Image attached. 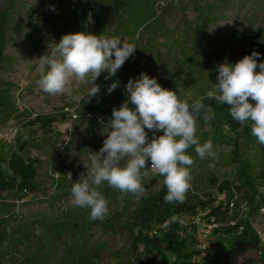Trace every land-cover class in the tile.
<instances>
[{"label": "rangeland", "instance_id": "obj_1", "mask_svg": "<svg viewBox=\"0 0 264 264\" xmlns=\"http://www.w3.org/2000/svg\"><path fill=\"white\" fill-rule=\"evenodd\" d=\"M74 1L19 0L6 25L7 63L0 68V95L5 101L0 108V158L9 157L12 150L21 152L35 163L36 177L32 191L0 192V264H154L131 249V229L140 200L157 193L164 185L163 177L146 169L148 175L142 177L145 192L138 199L104 182L98 189L109 207L103 221L91 220L90 209L75 206L72 183L86 174L84 164L90 165V156L102 147L110 118L81 112L80 103L91 85L75 77L63 94L43 92L36 84L39 58L50 55L55 43L69 33L86 32L133 43L135 55L116 76L106 80L108 73L104 72L97 78L100 91L107 92L118 80L119 87L111 95L122 97L123 103L128 80L143 72L163 88L176 91L189 105L203 98L215 113L214 119L204 123L202 110L196 135L201 144L211 140L216 156L201 159L195 146L187 150L194 160L186 194L189 202L209 197L223 200L218 185L224 181L238 184L242 170L258 195L264 196L260 177L264 154L251 134V124L249 130L232 131L225 124L221 104L206 96L217 82L218 65L235 64L248 55L253 40L264 46V0H131L117 17L111 0H99V14H86L80 20ZM9 3L0 0V17ZM232 192V211L216 221L222 231L248 209L247 191ZM250 222L264 236V209L254 212ZM211 240L215 243V238ZM194 257L196 264H202V253L194 250ZM234 262L260 264L262 259L259 253L250 252Z\"/></svg>", "mask_w": 264, "mask_h": 264}, {"label": "clouds", "instance_id": "obj_2", "mask_svg": "<svg viewBox=\"0 0 264 264\" xmlns=\"http://www.w3.org/2000/svg\"><path fill=\"white\" fill-rule=\"evenodd\" d=\"M135 51L133 43L118 37L86 32L65 34L50 55L39 58L36 84L43 92L58 95L67 90L75 77L78 82L91 85L87 93L90 99L100 94L97 78L104 72L108 73L106 80L116 76ZM260 56L253 50L235 64L225 61L218 65L217 82L206 96L230 106L229 115L241 125L251 121V134L264 145V62H258ZM118 87V80L111 83L108 94ZM126 92L127 99L112 110L102 147L99 152H92L90 165L84 164L86 174L82 173L70 189L72 203L90 209L93 221H103L109 213L108 201L98 190L104 182L138 199L145 192L142 177L148 175L146 169H151L163 177L167 189L164 202L182 204L191 188L190 166L194 163L187 150L195 146L201 159L216 156L211 140L201 144L196 135L202 110L204 123L215 117L203 98L189 105L187 100L178 98L176 91L163 88L155 77L143 72L128 80ZM178 220L173 215L166 223Z\"/></svg>", "mask_w": 264, "mask_h": 264}, {"label": "trees", "instance_id": "obj_3", "mask_svg": "<svg viewBox=\"0 0 264 264\" xmlns=\"http://www.w3.org/2000/svg\"><path fill=\"white\" fill-rule=\"evenodd\" d=\"M19 3V0H10L9 7L0 17V68L7 63L5 55V36L6 25L10 20L13 8ZM131 5V0H111L113 15L119 16L121 11ZM75 15L99 14V0H75ZM75 16V17H76ZM255 50L260 53V60L264 62V46L258 41L253 40L248 46V55ZM122 97L117 94H108L100 91L99 96H88L80 103L81 112L89 114L96 112L102 118H111L113 108H119L122 104ZM5 106V101L0 95V108ZM227 104H221L219 107L223 113L225 124L236 131L243 127L250 129L251 121L241 125L232 119L229 115ZM25 145V141L20 142L19 148ZM262 154H264V145H261ZM237 151H234L236 154ZM36 177V165L29 158L24 157L21 152L12 150L9 157L0 158V192L14 191L22 193L34 189V180ZM264 179V173L260 175ZM239 183L224 181L218 185L217 191L224 195L223 200H217L209 197L208 200L198 199L194 204L190 203L187 195L182 204L164 202V196L167 194L166 186L153 195L140 200L139 210L136 222L131 229L132 241L131 249L138 253L142 258L153 262L154 264H196L194 250L197 251L195 241V228L190 225V219L198 212H201L202 218H214L215 221L221 220L232 211L230 207L233 201V189L247 191L246 199L248 209L244 217L240 218L234 225L226 227L223 231L215 229L212 237L214 259L204 260L202 264H235L234 260L246 253L257 252L261 256L264 264V242L260 240L257 232L253 229L250 217L260 209H264V196L258 195L256 187L248 180L245 170L240 171ZM179 217L177 222L167 224L166 221L171 216ZM184 220L187 225L182 226L179 221ZM195 246V249L193 248Z\"/></svg>", "mask_w": 264, "mask_h": 264}, {"label": "built area", "instance_id": "obj_4", "mask_svg": "<svg viewBox=\"0 0 264 264\" xmlns=\"http://www.w3.org/2000/svg\"><path fill=\"white\" fill-rule=\"evenodd\" d=\"M180 224L186 226L187 223L184 220H181ZM190 225H193L195 228V241L197 251L204 255L205 260L214 259V251L212 248V234L215 229H217V224L214 218H202L201 213H197L193 216L190 221ZM258 237L262 242H264V236L260 233H257Z\"/></svg>", "mask_w": 264, "mask_h": 264}]
</instances>
